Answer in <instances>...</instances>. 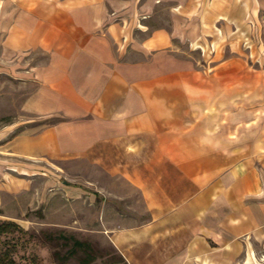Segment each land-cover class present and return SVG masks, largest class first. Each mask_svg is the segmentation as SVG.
<instances>
[{
    "label": "crops",
    "instance_id": "crops-1",
    "mask_svg": "<svg viewBox=\"0 0 264 264\" xmlns=\"http://www.w3.org/2000/svg\"><path fill=\"white\" fill-rule=\"evenodd\" d=\"M0 2L3 57L47 55L14 71L37 84L22 111L61 118L0 132V195L13 192L14 158L84 162L91 178L110 179L112 192L138 197L137 217L106 228L127 264H259L264 118H252L264 115V0ZM208 37L230 48L223 64L232 72H189L190 61L177 57ZM226 113L229 130L243 113L244 157L236 138L221 135Z\"/></svg>",
    "mask_w": 264,
    "mask_h": 264
},
{
    "label": "rangeland",
    "instance_id": "rangeland-1",
    "mask_svg": "<svg viewBox=\"0 0 264 264\" xmlns=\"http://www.w3.org/2000/svg\"><path fill=\"white\" fill-rule=\"evenodd\" d=\"M2 7V2H0ZM162 25H166V10L158 12ZM4 17L0 16V21ZM3 27H0V132L7 128H15L16 133L37 126L42 123H54L61 118L58 116L45 119L22 111L23 102L36 90L37 84L28 79H20L14 71L35 65H42L47 55L39 50L3 57L4 50ZM190 48V47H189ZM182 48L177 57L190 61L189 72L209 74H223L232 72L233 68L223 64L232 54L228 47H218L208 37L205 42L194 43L191 49ZM20 69H16L19 68ZM259 65H252L258 69ZM251 68V67H250ZM241 71H244L243 69ZM238 70V72H241ZM19 75V74H18ZM222 80V90L229 82ZM190 85L204 84L205 88H212L211 82H197L190 80ZM232 84V82H230ZM238 89L244 88V81H237ZM238 95L243 90H238ZM239 97V96H238ZM201 97L190 98L192 104H201ZM207 105L208 97L205 98ZM224 99V98H222ZM199 100V101H197ZM243 100L238 98V110L243 109ZM221 135L223 138H236L240 143L244 139V116L238 114L237 128L228 129V113L222 114ZM264 118L261 113H254L253 120ZM14 133V134H16ZM238 157H244L243 141L237 144ZM19 161V162H17ZM14 158L12 168L13 192L5 191L0 197V222L10 221L18 224L25 231L34 236L20 248L17 261L21 264H123L119 253L112 245L106 228L117 226L119 217L138 216V197L128 193L123 199L122 193L110 190V179L107 177H90V169L86 170L84 162H69L57 159L42 161L18 160ZM21 167V169H18ZM76 168L79 170L77 171ZM89 174V176H88ZM20 175V177H19ZM94 181L88 187L85 179ZM113 180V179H111ZM115 181V180H114ZM80 190V191H78ZM136 221H138L136 219ZM72 239L87 243V251L70 250ZM93 257V259H91Z\"/></svg>",
    "mask_w": 264,
    "mask_h": 264
},
{
    "label": "trees",
    "instance_id": "trees-1",
    "mask_svg": "<svg viewBox=\"0 0 264 264\" xmlns=\"http://www.w3.org/2000/svg\"><path fill=\"white\" fill-rule=\"evenodd\" d=\"M34 236L21 228L18 224L10 221L0 222V264H21L17 261L20 248L26 241H31ZM72 248L70 250L87 251L90 246L80 240L72 239ZM120 261L127 264L119 254ZM93 259V257L91 258ZM27 264V263H24Z\"/></svg>",
    "mask_w": 264,
    "mask_h": 264
},
{
    "label": "built area",
    "instance_id": "built-area-1",
    "mask_svg": "<svg viewBox=\"0 0 264 264\" xmlns=\"http://www.w3.org/2000/svg\"><path fill=\"white\" fill-rule=\"evenodd\" d=\"M259 264H264V255L259 258Z\"/></svg>",
    "mask_w": 264,
    "mask_h": 264
}]
</instances>
